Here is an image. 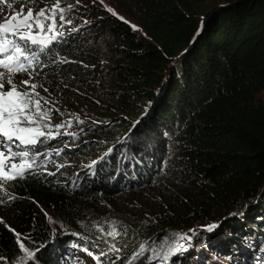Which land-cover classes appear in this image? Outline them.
Returning a JSON list of instances; mask_svg holds the SVG:
<instances>
[{
  "label": "trees",
  "instance_id": "16d2710c",
  "mask_svg": "<svg viewBox=\"0 0 264 264\" xmlns=\"http://www.w3.org/2000/svg\"><path fill=\"white\" fill-rule=\"evenodd\" d=\"M106 1L117 15L84 13L104 14L97 27L123 51L98 99L107 122L88 125L86 136L72 137L75 147L61 149L63 157L87 151L83 170L64 175L44 158L39 169L8 181L1 196L15 231L0 223V257L17 252L18 233L35 257L25 264H77L71 253L80 247L100 263L128 264L129 254L113 259L84 236L88 215L101 201L151 187L166 154L177 153L188 187L176 185L177 211L155 217L172 231L166 251L176 243L186 250L168 261L141 255L135 264H264V0ZM92 38L39 48L32 77L59 89L75 69L68 56L88 54ZM49 209L56 225L45 221ZM212 224L218 227L208 231Z\"/></svg>",
  "mask_w": 264,
  "mask_h": 264
},
{
  "label": "rangeland",
  "instance_id": "374dc122",
  "mask_svg": "<svg viewBox=\"0 0 264 264\" xmlns=\"http://www.w3.org/2000/svg\"><path fill=\"white\" fill-rule=\"evenodd\" d=\"M106 4V0H103V2L101 0H78V2L77 0H59V3H57V0H36L35 3H32L31 0H0V23H3L5 17H8L9 27L15 23H22L29 8L33 10V15H35L40 9H46L50 12L55 5L57 21L55 31L63 33V36L57 39L67 38L74 40V42H80L79 37L89 34V36H93V41L97 40L93 43V47L87 50L88 54H85V49H82L78 57L68 56V58L75 61V69L68 73V77H62L58 80L60 83L59 89H56V87L52 89L40 82V79L32 77V82L43 86L35 90L39 93V96L35 98H42L40 99L41 106L53 110L50 115V123L52 125L64 124L59 130L60 134L55 137L56 141H54L53 146H43L37 148V151L32 150L36 147H13V151H27L29 158L39 152V158L35 162V165H38L36 169L41 167L38 161L47 158L51 160L49 163L51 166L62 165V168L66 170L64 175H69L72 170H83L85 159L80 158L87 151L78 150L74 156L63 157L64 152L61 149L76 146V141L72 139L74 135L64 133H73L81 138L89 133L86 129L88 125L107 122L109 115H106L105 109L99 105L100 101L98 99L101 98L99 97L101 93L108 91L102 84L118 68L117 63L120 62L119 58L123 55V51L117 49L114 46L115 44L110 41L108 37L109 30L100 31L102 26L97 27L100 23L96 21L104 15L103 13V15L99 13L98 16L84 13L90 8H100L101 11L103 9L108 10L109 7ZM69 5L73 7L69 9ZM60 8L65 9L63 15L67 20L72 21L71 24L66 23L63 27H59ZM21 9H23V15H18L21 13ZM13 17L16 19L13 20ZM124 20L127 24L133 25L131 18L125 17ZM94 22L96 23L90 24ZM44 23L47 27L51 21H44ZM88 29L92 30L88 32ZM22 31L27 33L29 30L25 28ZM34 31L39 32L38 29H34ZM43 35L44 33H40L38 38ZM48 35H51V33H48ZM39 48V46H34L33 50L38 54ZM0 71H4L5 75H8L5 69L0 68ZM24 73L14 74L13 76L14 82L21 89H24L25 86L20 82L29 79V76L24 75ZM45 88L47 92L44 91ZM95 108L99 110L103 108V110L100 114L94 115L92 109ZM68 121H72L71 127L68 126ZM79 121H83V123ZM44 122H49V119L45 118ZM16 144L18 145V142ZM168 150L173 151L172 149ZM57 151H59V154H57ZM8 155L5 152L4 158L6 166L10 167L12 161L7 159ZM166 155L165 167L160 177L151 187L139 188L113 199L101 201L94 206V209L88 215L87 226L89 229L85 231L84 236L91 239L90 241L103 254H107L113 259L129 254L131 259L129 263L135 264V261L140 260L137 258V254L140 253L141 246L145 249L143 256L152 257L153 250L163 253L172 243V231L169 232L167 228L162 227L159 219L155 217V213L158 211V214L161 212L167 215L171 211L178 210L180 195L176 190V185L188 187L186 183L188 179L182 174L183 169L177 153L172 156ZM16 163L19 164L20 161L17 160ZM48 171L49 168L45 170V172ZM7 184L8 181L4 183L3 188H0V199H2V192L7 191ZM3 201V203H0V223L7 229L14 230L15 222L11 217V206L5 200ZM43 216L50 226L56 225V222H58L50 209L44 210ZM109 232L115 234L109 235ZM25 247L31 251L27 246ZM71 254H73L74 261L77 264H103L96 259L98 257L96 253L82 247ZM1 257L6 258V260H0V264H25L29 261L27 258L21 261L20 258L26 257V253L21 250L19 245L14 255L9 257L3 255ZM55 259L64 262L62 255H58ZM157 263L156 260L152 264Z\"/></svg>",
  "mask_w": 264,
  "mask_h": 264
},
{
  "label": "snow or ice",
  "instance_id": "6c2138e0",
  "mask_svg": "<svg viewBox=\"0 0 264 264\" xmlns=\"http://www.w3.org/2000/svg\"><path fill=\"white\" fill-rule=\"evenodd\" d=\"M31 2L35 3L36 0H31ZM101 2H103V0H101ZM57 3H59V0H57ZM68 7L71 9L73 6L69 5ZM59 11L61 13L59 16V27H63L66 23L71 24L72 21L67 20L63 15L65 9L60 8ZM108 11L113 15H117L110 8ZM18 15H23V9H21V13ZM15 19L16 18L13 17V20ZM48 20H50L51 23L46 27L44 21ZM25 28L29 30L27 33L22 31V29ZM56 28L55 5L50 12L46 9H40L35 15H33V10L29 8L27 15L23 18V22L15 23L11 27H9L8 17H5L4 22L0 23V68L5 69L8 73L6 76L4 71H0V188H3L4 183L7 181L23 177L26 173L31 174L33 165L36 162V156L40 155V153L37 152L36 156L29 158V153L27 151H13L14 146L28 148L44 144L50 139H55V137L60 134L59 130L64 126L63 123L56 125L50 123V115L53 110L43 108L40 103V99L42 98H35L39 96V93L35 90L43 86L32 82L33 73L29 71L33 68L34 61L39 65V61L37 60L38 54L33 50V47L39 46L42 53L45 48H50V45L54 43L58 37L63 36L62 32L55 31ZM133 28H135V26H133ZM34 29H38L39 32H35ZM40 33H44V35L38 38ZM48 33H51V35H48ZM63 62L70 61L64 60ZM22 72H27L29 74L28 80L20 82L25 86L24 89H21L13 79L14 74ZM44 91L47 92V89L45 88ZM45 103H47V101H45ZM45 118H48L49 122L45 123ZM79 122L83 123V121ZM67 123L68 126L71 127L72 121H68ZM64 134L75 135L73 133ZM16 142H18V145ZM111 151L112 149H109V152ZM5 152L9 154L7 159L12 161L10 167L6 166L4 158ZM57 154H59V151H57ZM17 160L20 161L19 164L16 163ZM59 167L63 166L61 165ZM3 202L4 201L0 199V203ZM205 227L208 231H212L218 227V225L212 224ZM190 232H194V230H190ZM108 234L114 235L115 233L109 232ZM16 235L18 237L17 243H19V247L26 253V257L20 258L21 261L27 258L29 262H31L35 258L34 253L29 251L25 245L19 241L20 234L17 233ZM180 238L186 240L191 239L190 236L186 235ZM184 250H186L184 244L176 243L162 254L153 250V256L145 257V260L159 258L168 261L172 256ZM144 251V247L141 246L137 258L143 255ZM88 254L92 255L91 253ZM96 259L99 258L96 257ZM0 260H6V258L0 257Z\"/></svg>",
  "mask_w": 264,
  "mask_h": 264
},
{
  "label": "water",
  "instance_id": "95a60500",
  "mask_svg": "<svg viewBox=\"0 0 264 264\" xmlns=\"http://www.w3.org/2000/svg\"><path fill=\"white\" fill-rule=\"evenodd\" d=\"M59 235H62L61 233H59Z\"/></svg>",
  "mask_w": 264,
  "mask_h": 264
}]
</instances>
